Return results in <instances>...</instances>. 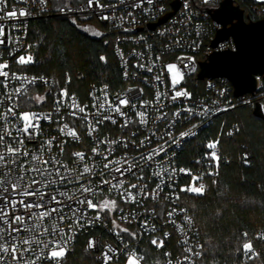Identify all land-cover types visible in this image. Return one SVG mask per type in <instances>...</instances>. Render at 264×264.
Here are the masks:
<instances>
[{"label":"built area","instance_id":"built-area-1","mask_svg":"<svg viewBox=\"0 0 264 264\" xmlns=\"http://www.w3.org/2000/svg\"><path fill=\"white\" fill-rule=\"evenodd\" d=\"M177 2L179 7L175 8ZM187 2V9L184 7L185 0H152V3H148V0H98V4L94 2L91 6L88 0H83L53 8L48 0H0V28H3L0 39L4 41L0 44V64L7 63L8 67L3 71L9 73L8 77L0 76V135H5V129L11 132V136L5 135V144L0 145V152L5 153L0 178H4L9 168L12 169L4 185L0 186V196L24 199L26 202L39 200V197L14 194L9 183L15 182V177L21 174L27 181L41 179L36 173L21 172L20 165L26 169L44 167L32 160L33 155L49 161L54 157L59 163H49L48 168L59 167L61 175L70 176L71 179V182L65 180L47 187L33 186L40 187L41 192L48 194L46 200L55 195L61 201L60 204H48V207L61 211L53 213L43 222V226L49 229L47 234L41 236L38 232L28 231L13 233L15 241L7 232L2 234L0 244L9 247L30 236L42 241L40 244H20L21 251L24 248H30V251L23 253L19 264H28L29 261H36V264H66L68 254L80 239H84L86 250L93 255L97 264H105L106 252L111 257L107 264H128L132 252L136 253L140 264H199L201 261V235L190 210L182 204L184 191L181 189L203 184L206 190L208 178L196 169L181 166L179 156L216 118L241 104L250 103V95L235 96L232 84L223 78L206 79L201 89L193 93L184 84L173 86L167 66L175 64L186 78L194 76L198 68V55L213 52L208 42H212L221 28L213 16L222 5L231 2L234 8L247 10L264 20V0ZM11 11H16L17 15L8 16L7 13ZM20 11L26 14L21 16ZM168 15L171 16L161 22ZM51 17L94 18L106 26L112 33L113 54L120 74L118 80L84 85L86 77L80 72L75 76L77 89H72L69 81L58 83L48 75L23 71L28 63L20 64L18 60L21 56H31L28 45L31 23ZM234 48V42L230 39L220 44L218 50ZM195 85L198 88V82ZM261 86V78L258 77L256 93ZM16 89H20V92L17 93ZM65 91L66 96L63 95ZM176 92H187L188 95L173 99ZM35 97L44 99L38 101ZM121 99H127L128 105H119ZM262 99L264 101V94ZM13 106L15 115L5 116L8 108ZM117 106L120 112L115 111ZM79 107L85 111L80 112ZM141 112L144 113V123H141L138 115ZM23 113H34L38 117L33 121L37 127L29 130L33 133L31 139L20 131L24 123L20 119ZM65 125L67 128L62 132ZM91 128L95 130L91 131ZM69 129L75 130L77 136L67 135ZM185 132L189 134L181 137V133ZM228 133L233 136L235 129L230 128ZM19 140H23V145L19 144ZM49 140L52 141L51 146L45 143ZM7 144L21 149L15 165L7 163L11 159L6 154ZM93 149H97V152L94 153ZM25 151L27 156L22 154ZM213 151L219 160H224L218 144L211 149V153ZM76 153H82L84 159L80 160ZM243 159L249 164L250 154L246 150ZM109 161L112 163L105 168ZM85 165L92 172L83 173ZM117 168L121 171H115ZM80 173L83 175L77 182L76 177ZM49 179H55V175ZM105 180L109 183H103ZM81 185L91 188L93 192L82 193ZM3 187H7L8 191L3 192ZM128 193L135 199H131ZM81 199H91L96 205L104 200L115 201L116 206L112 210L101 211L98 207L92 209L86 203L81 204ZM17 214L27 217V213L18 205L15 213L10 212L9 219ZM60 216L65 217L62 222ZM186 217L191 219V223ZM53 224L58 225L56 232L52 230ZM0 227L7 228L3 224ZM122 228L128 231H120ZM153 239L163 241V246L152 244ZM65 241V255L49 258L54 242L63 246ZM90 241L95 242L94 247H89ZM44 244L48 247L44 248ZM41 248H44L43 255H40ZM109 248L113 251L109 252ZM197 252L201 255H195ZM252 252L255 256L259 253L255 247H252ZM252 252L245 255L244 251L242 262L252 260L255 257ZM16 255L19 257L21 252L18 251ZM0 264H17V260L12 258L11 251H0ZM212 264L228 263L215 260Z\"/></svg>","mask_w":264,"mask_h":264},{"label":"trees","instance_id":"trees-1","mask_svg":"<svg viewBox=\"0 0 264 264\" xmlns=\"http://www.w3.org/2000/svg\"><path fill=\"white\" fill-rule=\"evenodd\" d=\"M48 1L53 8L57 7ZM242 12L245 18L261 20L247 10ZM28 45L32 61L22 70L48 75L58 83L69 81L72 89H77L75 76L80 72L86 77L84 85L111 83L120 77L112 33L94 18L51 17L33 21ZM207 56L198 55L197 71L187 81L186 86L193 93L206 81L199 80L198 74L199 64ZM261 85L259 92L248 96L250 103L216 118L179 156L181 166L196 169L208 178L203 194L182 193V204L190 210L202 239L203 257L199 264H212L215 260L228 264H264V120L254 114L257 104L262 105L264 112L263 77ZM230 128L235 129L233 136L228 133ZM213 142H218L224 160L211 157L208 144ZM245 150L250 154L249 164L243 159ZM247 242L259 253L244 263L241 257L245 251L243 244ZM66 264L97 263L86 250L84 239H80L68 254Z\"/></svg>","mask_w":264,"mask_h":264},{"label":"snow or ice","instance_id":"snow-or-ice-1","mask_svg":"<svg viewBox=\"0 0 264 264\" xmlns=\"http://www.w3.org/2000/svg\"><path fill=\"white\" fill-rule=\"evenodd\" d=\"M97 3L98 4V0H88L89 6H91L93 3ZM208 0H205V3H207ZM148 3H152V0H148ZM139 6V5H136ZM100 7H103L102 5H100ZM184 7L187 9L189 7L187 0H185V5ZM26 13L24 11H20L19 15L23 16ZM8 16L11 17H15L17 15L16 11H11L9 13H7ZM104 19H107L108 17H103ZM96 35H100V33H95ZM0 35H3V28H0ZM4 43V41L2 39H0V44ZM101 59H104L103 57H101ZM191 59V58H189ZM32 61V57L28 56L27 58L21 56L19 57L18 63L20 64H27L30 63ZM8 67L7 63L4 64H0V76L3 77H8L9 73L6 71H3V69H6ZM185 67H188V65H185ZM168 71L170 73H172V84L173 86H175L177 83H179L180 80L183 79V74L177 69V65L175 64H171L167 66ZM150 70V69H149ZM13 78H16L15 76ZM31 82V81H30ZM17 93L20 92V89H16L15 90ZM63 95H67V92L65 91L63 93ZM187 96L188 93L187 92H176V95L173 96V99H175L178 96ZM10 98V97H9ZM36 100L38 101H42L44 98L43 97H35ZM129 101L127 99H121L119 100V105H128ZM14 107H9L7 110V113H5V116H7L8 114H12L15 115V111H14ZM78 107V106H76ZM101 108L104 107V105H100ZM79 111L80 112H84L85 109L83 107H79ZM116 112H120L121 109L119 106H117L115 108ZM191 111V110H189ZM205 111H207V109H205ZM73 115H75V113H73ZM141 117V123H144V113H139L138 114ZM107 117H105L106 119ZM20 119H22L23 123V128L20 130L26 134L29 135V138H32L33 133H30L29 130L30 129H34L37 127L36 124L33 123V121L35 119H38L37 115L34 113H23L20 116ZM195 127V126H193ZM67 128V125L64 126V128L61 129V131L63 132L65 129ZM94 128H91V131H94ZM5 135L11 136V132L8 131L7 129L4 130ZM189 133L185 132V133H181V137H185L187 136ZM5 135H0V145H4L5 144ZM67 135L76 137L77 133L75 132V130L69 129L67 131ZM20 145H23V140H19L18 141ZM48 146H51L52 141H46L45 142ZM112 143H115V141H113ZM218 142H213V143H209L208 144V148L210 149H215L217 146ZM43 148V145H42ZM93 152L96 153L97 149H93ZM6 154L11 157V159H9L7 161V163L16 164L17 159L19 158V156L21 155V149L19 147H12L11 144H7L6 145ZM24 156H27L28 153L25 151L22 153ZM80 160L84 159V155L82 153H76L75 154ZM211 156L216 159L217 161H219V157L216 155V153L213 151L211 153ZM106 158V157H105ZM151 158V157H149ZM32 160L36 162L37 165L43 164L44 167H32V168H24L23 165H20L21 168V172L25 173V172H33L38 174L41 179H36L33 178L30 181H27L25 176L23 174L15 177V182H11L10 183V187L11 190L14 194L19 195L21 197H39L38 201L35 202H26L24 199H19V200H15V199H9L6 196H0V224L6 225L7 228L5 227H0V239L3 238V233L7 232V234L10 236V238L15 241L16 237L14 235H12L13 233H20V232H24V231H28V232H38L39 235L43 236L45 234L48 233L49 229L46 226H43V222L45 221V219L47 218H51L53 213H58L61 211V209L56 208V207H48V204L51 202H55L56 204H60L61 201L57 199V197L55 195H51L49 196V198L46 200L45 196L48 195L46 193L41 192L40 187H33L34 185H41L44 187H47L49 184H53V183H57V182H64L65 180H68L69 182H71L70 176L67 175H61L60 173V168L59 167H53L52 169L48 168L49 163H53V164H57L59 163L58 161L55 160V158L53 157L51 159V161L49 160H45L42 158V156H37V155H33L32 156ZM112 162L109 161L108 164H105L104 167L108 168L109 165ZM5 165V153L0 152V166ZM62 167H66V166H62ZM129 168H131V165L129 166ZM70 171V170H69ZM115 171L119 172L121 171V169L117 168L115 169ZM181 171H184L183 169H181ZM92 172V169L89 168L87 165L84 166L83 168V173H90ZM12 173V169L9 168L5 173H4V178H0V186H3L5 183V179L7 177H9ZM83 173H80L77 175L76 177V181H79L80 176L83 175ZM53 175H55V179H49L50 177H52ZM196 178H194L195 181ZM103 183L107 184L109 183V181L105 180L103 181ZM112 187H117V185H113ZM131 187H136V185H132ZM159 187V186H158ZM205 190V186L203 184H200L199 186H195V184L193 186H189L186 187L184 189H181V191H188V192H193L196 194H203ZM3 192H7L8 188L7 187H3L2 188ZM80 191L82 193H90L93 192V190L89 187H85L83 185H81V189ZM94 194V193H93ZM62 195H67L66 193H62ZM153 197H155V194H152ZM128 196L131 199H135V197H132L130 193H128ZM69 199H76L75 197H68ZM178 198V197H177ZM81 204L86 203L88 208H92V209H96L97 207L103 211L104 209H108V210H112L115 208L116 206V202L115 201H109V200H104L101 204L96 205L92 202L91 199H81L79 201ZM19 205V207L23 208L24 211L27 213V217L25 215H14L11 219H9V215L10 212L15 213L17 211V206ZM33 209H42L40 211H33ZM73 215H75V212L73 213ZM169 215L171 216V213H169ZM65 217L60 216L59 219L62 222L64 220ZM97 219H99V215H97ZM186 219L189 220V223H191V219L187 218ZM27 221H31L32 223L29 224L26 222ZM77 223H79V220L76 221ZM113 223L115 224V221H113ZM14 225H19V227H14ZM116 227H119V225H116ZM58 228V225L53 224L52 225V230L53 232H56ZM42 229V230H41ZM120 231L122 232H127V229H120ZM182 231V229H181ZM135 235V234H133ZM245 236L247 235V233L244 234ZM32 243H37L40 244L42 243V241H40L39 239H37L35 236H30L26 239H23L19 242H15L12 243L11 246L9 247L7 244H0V251L4 252V253H8L9 251H11L12 253V258L14 260H17V264H19V260L22 258L23 253L30 251V248H24L22 251L19 248L20 244H26V245H31ZM66 241L64 243V245L62 246L59 242H54L53 247L49 253V258H60L63 257L65 255L66 252ZM152 244L157 245V247H162L163 246V241H157L155 239H153L151 241ZM95 246V242L90 241L89 242V247H94ZM48 247L47 244H44V248ZM44 248L40 249V255H43L44 252ZM243 249L245 250V255H248L249 252H252V244L250 242L244 243L243 244ZM20 251L21 255L18 257L16 255V253ZM109 252L113 251L111 248L108 249ZM186 251H191V249H186ZM105 264H107V261L109 259H111V257L108 255V253L106 252L105 254ZM195 255L199 256L201 255V253L197 252L195 253ZM256 254L254 252H252V256H255ZM39 255L37 257V259H39ZM249 258H252L251 256ZM140 259H143V257H141ZM185 259H188V257H185ZM28 264H36V261H29ZM128 264H140V260L136 258V253L132 252L131 255H129L128 257Z\"/></svg>","mask_w":264,"mask_h":264},{"label":"water","instance_id":"water-1","mask_svg":"<svg viewBox=\"0 0 264 264\" xmlns=\"http://www.w3.org/2000/svg\"><path fill=\"white\" fill-rule=\"evenodd\" d=\"M231 6L222 5L213 16L221 28L210 44L213 52L199 64L198 79H227L235 96H254L257 78H264V20L253 21L249 17L246 20L242 11ZM178 7L177 2L175 8ZM230 39L234 42V49L218 50L220 44ZM254 114L264 120L261 104L256 105Z\"/></svg>","mask_w":264,"mask_h":264},{"label":"rangeland","instance_id":"rangeland-1","mask_svg":"<svg viewBox=\"0 0 264 264\" xmlns=\"http://www.w3.org/2000/svg\"><path fill=\"white\" fill-rule=\"evenodd\" d=\"M77 2V3H80L81 1H83V0H51V2L52 3H54V5L55 6H57V7H59L60 5H68V4H70V3H72V2ZM232 5V3L231 2H225L224 4H223V7H225V6H227V7H229V6H231ZM219 15L220 16H222V14L221 13H219ZM170 73V72H169ZM170 76H171V79H172V73H170ZM188 79L189 78H186L185 76H183V79L182 80H180L179 81V83H177V84H184V85H186L187 84V81H188ZM205 192V191H204ZM203 192V193H204ZM99 203H97V205H98Z\"/></svg>","mask_w":264,"mask_h":264},{"label":"flooded vegetation","instance_id":"flooded-vegetation-1","mask_svg":"<svg viewBox=\"0 0 264 264\" xmlns=\"http://www.w3.org/2000/svg\"><path fill=\"white\" fill-rule=\"evenodd\" d=\"M231 8H234V6H231Z\"/></svg>","mask_w":264,"mask_h":264}]
</instances>
